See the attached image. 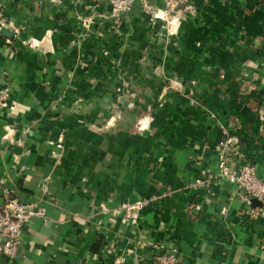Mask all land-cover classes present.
Listing matches in <instances>:
<instances>
[{"label":"crops","instance_id":"1","mask_svg":"<svg viewBox=\"0 0 264 264\" xmlns=\"http://www.w3.org/2000/svg\"><path fill=\"white\" fill-rule=\"evenodd\" d=\"M186 1L194 14L165 30L153 12L174 0L117 18L105 0H0V205L33 210L0 264H155L154 246L175 264H264V201L252 215L217 175L222 141L229 167L264 176V0ZM163 68L187 91L158 103ZM128 75L151 88L106 125ZM143 101L151 121L136 129ZM143 197L124 217L119 203Z\"/></svg>","mask_w":264,"mask_h":264},{"label":"built area","instance_id":"2","mask_svg":"<svg viewBox=\"0 0 264 264\" xmlns=\"http://www.w3.org/2000/svg\"><path fill=\"white\" fill-rule=\"evenodd\" d=\"M110 9V16L117 18L120 15L127 12L133 0H105ZM186 0H174V4L183 3V9L191 7L190 4L184 3ZM146 9H149V4L145 6ZM169 8V7H167ZM167 9L163 10L161 14L158 12H153L154 15L163 17L165 13L167 14ZM170 19L167 21L170 23ZM5 23L4 18L0 17V25ZM27 44L30 47L38 45V39L35 37H30L27 39ZM220 143V157L217 161V175L233 184L238 195L249 205L251 197L256 198L260 202L264 201V176L260 175L255 168V165L251 162H245L238 167L231 168L226 162L224 154L228 153V146ZM59 143H55V146ZM199 182L200 180H197ZM201 182V181H200ZM142 206L140 200H135L131 202L121 203V209H123L124 217L136 218L137 209ZM134 208L135 210L130 212V209ZM257 206L252 205L250 212L252 215L257 213ZM33 210L30 207V204H27L23 201L9 198L3 204L0 205V255L4 254L7 256H12L17 249L19 243V232L27 222L30 214ZM127 213H130L128 215ZM156 251L153 253V259L155 264H175V254L174 247H170L165 250H158L154 246Z\"/></svg>","mask_w":264,"mask_h":264},{"label":"rangeland","instance_id":"3","mask_svg":"<svg viewBox=\"0 0 264 264\" xmlns=\"http://www.w3.org/2000/svg\"><path fill=\"white\" fill-rule=\"evenodd\" d=\"M180 6L178 7L176 4L171 6V4H168L166 8L167 14L165 13V15L163 17H160L163 20L162 26L164 27L165 30L168 29V27L175 25L176 23H174L172 21V19H174L175 15L178 16H183L186 13H190V14H194L195 12V7L193 5H191L190 8H188V10L183 9V3H179ZM184 3H188L187 1H185ZM189 4V3H188ZM162 12H159V14H161ZM177 17V16H176ZM170 19V23L167 21V19ZM159 45L165 44V40L163 41L161 39L160 42L156 43ZM145 56V54H143V57ZM144 58H142L141 63H143ZM147 67H145V65H143L142 69H138L139 71H137V74H142L144 77L150 78L151 77V71H149L148 69H145ZM162 71H159L157 76L159 78V80L157 81L156 84L152 85V88L157 89V93H158V103H163L162 100L165 99V95H168L171 92H179V93H185L186 91L184 90V86H186L184 82V80L178 79V76H176V71L175 70H166L165 68L161 69ZM153 76H155V72H153ZM129 77L130 75L127 76L126 81L122 80L120 83H116L111 85L110 90L108 91V95L110 96V98H112V100H110V108H109V115H107L106 119H105V124H109V125H113V123H116V121H118L119 119V112L120 110H124L126 109H130L133 107V102L130 103L128 100L132 99H139L138 93H148L150 90V83H148L149 79H144L142 81V83L140 85L134 86L131 85V82L129 81ZM157 78V79H158ZM188 82L193 83V79L188 80ZM125 97V103L124 102H120V97ZM143 105V109L142 111H138L139 114L136 117L135 121H134V126L137 129H142V128H146L150 121H151V115H150V111H151V105L152 102H147V101H143L142 102ZM57 142L59 143V146L56 145V147L58 148L59 151L62 150L63 148V143H62V135L61 133H58L57 136ZM135 200H140L142 202V205H144L149 199L147 197H143V198H139V199H135ZM133 200V201H135ZM127 201L124 202H120L119 203V208L121 207V203H126ZM130 202V201H128ZM123 210V209H122ZM135 209L132 208L130 209V212L134 211ZM123 214V212H122ZM128 215H130V213H127ZM126 218H130V219H135L132 217H126Z\"/></svg>","mask_w":264,"mask_h":264},{"label":"water","instance_id":"4","mask_svg":"<svg viewBox=\"0 0 264 264\" xmlns=\"http://www.w3.org/2000/svg\"><path fill=\"white\" fill-rule=\"evenodd\" d=\"M0 32L4 33L7 36H11L12 35V30H10L9 28L5 27L4 25H0ZM260 201L257 200L254 197H251L250 199V204L251 205H260Z\"/></svg>","mask_w":264,"mask_h":264}]
</instances>
